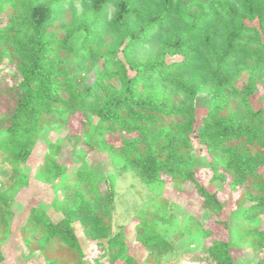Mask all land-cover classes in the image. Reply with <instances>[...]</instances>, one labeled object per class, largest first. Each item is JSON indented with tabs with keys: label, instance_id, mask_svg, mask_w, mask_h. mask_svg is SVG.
<instances>
[{
	"label": "trees",
	"instance_id": "trees-1",
	"mask_svg": "<svg viewBox=\"0 0 264 264\" xmlns=\"http://www.w3.org/2000/svg\"><path fill=\"white\" fill-rule=\"evenodd\" d=\"M201 95L208 96L204 109ZM75 116L79 135L66 139L107 153L115 171L133 173L149 189L168 180L179 191L193 184L202 208L229 234L216 239L188 218L180 231L201 244L200 264H237L243 242L264 264V0H0V162L7 179L0 237L44 130L66 127ZM193 138L223 192L199 183ZM59 142L46 143L34 178L62 192L63 218L55 223L33 209L24 244L36 242L46 264H86L79 223L88 241L106 240L99 243L108 257L102 264H138L124 232L112 234L115 175L102 190L83 166L68 184H55L66 175ZM229 193L234 226L222 219ZM153 200L159 208L140 212L136 240L158 264L172 251L168 238L177 226L165 212L172 204ZM57 252L62 256L51 257Z\"/></svg>",
	"mask_w": 264,
	"mask_h": 264
},
{
	"label": "rangeland",
	"instance_id": "rangeland-1",
	"mask_svg": "<svg viewBox=\"0 0 264 264\" xmlns=\"http://www.w3.org/2000/svg\"><path fill=\"white\" fill-rule=\"evenodd\" d=\"M81 39V36L73 39L72 44H77ZM175 60H179V58H168V62ZM207 102V95L199 96L197 99L198 108L204 109ZM255 106H258L257 102ZM51 121L54 124V120ZM79 128L80 118L75 116L66 127L63 126L61 129L46 128L44 130L33 159L28 165V169L23 171L25 176L23 175L19 180L21 189L11 205V215L8 217V230L0 237V246L4 254L2 264L47 263L36 242H33L28 247L24 244V234L21 232L26 226L33 209L43 210L47 217L55 223L63 218L61 205L63 203L62 192L56 190L55 185L44 184L34 178L36 168L41 163L46 152V143L48 141L56 143L62 140L59 142L61 143L62 151L58 160L66 166V175L64 179L57 181L55 184H68L73 173L83 166H90L97 174L101 180L102 190L106 188L104 179L107 176L115 175L116 194L111 220L112 234L116 235L119 232H124L128 253L138 264H151L147 261L148 252L136 240V227L139 224V214L143 209L149 208L150 211L156 212L159 208L156 201L153 200L156 195L172 204V207L167 208L165 212L167 215L172 214L174 216V225L177 226V228L175 227L176 230L172 231L168 238L173 249L158 264H200L198 252L200 251L201 244L195 238L185 235L180 231L190 216L198 219L205 228L210 229L214 238L225 241L229 239L228 232L216 224L214 215L202 208L201 201L192 183H186L181 191L175 189L169 180L161 188H146L133 173L115 171L107 153L91 151L82 141L66 139L69 136L73 138L78 136ZM95 139L96 137L93 135L90 140L95 141ZM193 144L195 149L194 155L196 156V177L199 183L211 192L218 190L223 192L224 189L219 182L213 183L211 181L213 177L211 167L205 157L204 150L201 149L198 143V139L193 138ZM1 168L0 162V192L3 184L7 182V179L1 175ZM231 204L232 195L229 193L222 219L229 221L231 226H234L236 220L230 215ZM258 222L264 227V214L261 215ZM74 228L81 247L87 255L86 264H102L106 262L108 257L103 256V250L99 245V243H105L106 240L88 241L79 223H76ZM52 246L50 243L47 247L51 248ZM240 246L241 249L236 254L237 264H257L259 256L253 252L250 245L243 242ZM55 256H62V254H51V257ZM97 260L99 261L97 262Z\"/></svg>",
	"mask_w": 264,
	"mask_h": 264
}]
</instances>
